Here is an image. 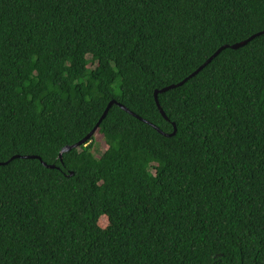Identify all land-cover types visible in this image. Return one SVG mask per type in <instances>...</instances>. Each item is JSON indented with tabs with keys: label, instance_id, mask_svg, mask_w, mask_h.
Returning <instances> with one entry per match:
<instances>
[{
	"label": "trees",
	"instance_id": "1",
	"mask_svg": "<svg viewBox=\"0 0 264 264\" xmlns=\"http://www.w3.org/2000/svg\"><path fill=\"white\" fill-rule=\"evenodd\" d=\"M262 32L264 0H0V163L57 168L0 166V264H264V34L155 102ZM112 101L163 134L115 104L60 160Z\"/></svg>",
	"mask_w": 264,
	"mask_h": 264
},
{
	"label": "water",
	"instance_id": "2",
	"mask_svg": "<svg viewBox=\"0 0 264 264\" xmlns=\"http://www.w3.org/2000/svg\"><path fill=\"white\" fill-rule=\"evenodd\" d=\"M264 34V32H262V33H259V34H256L255 36H253V37H251V38H249L248 40H246V41H244V42H241V43H238V44H234V45H232V46H223V47H221L219 50H217L216 52H215V54L212 56V57H210L197 71H195L190 77H188L187 79H185L182 83H180L179 85H173V86H170V87H167V88H164V89H162V90H160V91H158V92H156L155 93V102H156V105H157V107H158V110H159V112L162 114V116H163V118H165L166 120H168L167 119V117L165 116V114H164V112L162 111V109H161V107H160V105H159V103H158V100H157V95L158 94H162V93H165V92H167V91H169V90H172V89H175V88H177L178 86H181V85H183L189 78H192V77H194L195 75H197L202 69H204L208 64H210L223 50H225V49H232V50H237V49H240V48H242V47H244L247 43H249L250 41H252L253 39H255L256 37H259V36H261V35H263ZM115 104H117V106L120 108V109H122L123 111H125L126 113H128V114H130L131 116H133V117H135L136 119H138V120H140V121H142V122H144V123H146V124H148L149 126H151L153 129H155L159 134H163L162 133V131H160L159 129H157L155 126H153L152 124H150V123H148V122H146V121H144V120H142L141 118H139L138 116H136L135 114H133L132 112H130L128 109H126L124 106H122L121 104H118V103H116L115 101H112V102H110L109 104H108V106L106 107V109H105V111L103 112V115H102V117L100 118V120H99V122L97 123V125L95 126V128L93 129V131L86 137V138H84L82 141H80L79 143H77V144H75V145H73V146H67V147H65L62 151H61V153L59 154V159L60 160H62V155L64 154V153H67V152H69L70 150H73V149H76V148H79V147H81V146H83V145H85L89 140H90V138L93 136V134L97 131V129H98V127H99V125H100V123L103 121V119L107 116V114H108V112H109V110L111 109V107L113 106V105H115ZM175 134H176V128H174V132L171 134V135H166L167 137H171V136H175ZM20 158H23V159H35V160H39L42 164H43V166L44 167H46V168H49V169H57L54 165H51V166H49V165H47V164H45V163H43L42 161H41V159L40 158H38V157H34V156H24V157H21V156H15V157H13L11 160H13V159H20ZM10 160V161H11ZM10 161H8V162H6V163H0V166H3V165H7Z\"/></svg>",
	"mask_w": 264,
	"mask_h": 264
},
{
	"label": "rangeland",
	"instance_id": "3",
	"mask_svg": "<svg viewBox=\"0 0 264 264\" xmlns=\"http://www.w3.org/2000/svg\"><path fill=\"white\" fill-rule=\"evenodd\" d=\"M90 68L92 67L91 65L89 66ZM95 148L93 149V154L95 157H99L103 154L104 152V143L103 140L100 139L98 136H95Z\"/></svg>",
	"mask_w": 264,
	"mask_h": 264
}]
</instances>
